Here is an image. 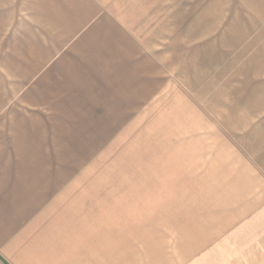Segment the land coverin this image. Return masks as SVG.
Here are the masks:
<instances>
[{"label": "crops", "instance_id": "0c3cea01", "mask_svg": "<svg viewBox=\"0 0 264 264\" xmlns=\"http://www.w3.org/2000/svg\"><path fill=\"white\" fill-rule=\"evenodd\" d=\"M188 1L0 0V264L89 260L108 178L172 218L180 264H264V126L211 97Z\"/></svg>", "mask_w": 264, "mask_h": 264}, {"label": "rangeland", "instance_id": "374dc122", "mask_svg": "<svg viewBox=\"0 0 264 264\" xmlns=\"http://www.w3.org/2000/svg\"><path fill=\"white\" fill-rule=\"evenodd\" d=\"M188 12L187 21L198 24L196 30L195 26H189L188 36L202 37L199 49L203 51V76L210 78L219 89L213 91L211 97L217 96L221 107L228 106L232 112L236 110V122H255L264 126V0H189ZM191 29L196 34L190 33ZM205 97L210 95L205 93ZM259 133L264 154V127ZM94 181L98 183L100 179ZM112 181L107 179V211L103 194L100 199L97 196L96 210L89 211L92 224L85 229L92 234L91 260L80 256L84 255L78 250L82 244L75 241L77 250H74V243H69V248L66 245L65 250H59L53 264H105L106 261L96 258L94 253V246L99 247L101 239L111 251L108 256H115L117 250L122 252L124 248L120 256L124 264H180L177 252L184 244L178 242L179 230L163 225L169 224L172 218L165 222L160 215L163 211L149 209L153 205L147 202L152 195H134L128 193L131 192L129 188L125 192L119 189L114 194L116 189H113ZM96 190L100 192V189ZM158 202L160 205H156L162 206L163 196ZM121 228L123 235L119 231ZM131 230L133 235H128ZM136 247L141 249L140 253L134 252ZM114 263V258L107 259V264Z\"/></svg>", "mask_w": 264, "mask_h": 264}]
</instances>
